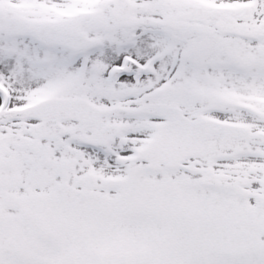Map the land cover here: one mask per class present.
I'll list each match as a JSON object with an SVG mask.
<instances>
[{
	"label": "snow or ice",
	"instance_id": "6c2138e0",
	"mask_svg": "<svg viewBox=\"0 0 264 264\" xmlns=\"http://www.w3.org/2000/svg\"><path fill=\"white\" fill-rule=\"evenodd\" d=\"M0 264H264V0H0Z\"/></svg>",
	"mask_w": 264,
	"mask_h": 264
}]
</instances>
